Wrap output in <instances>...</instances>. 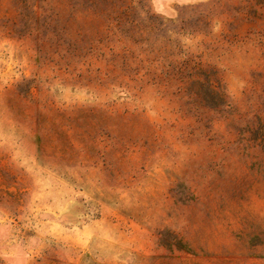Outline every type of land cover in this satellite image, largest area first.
I'll use <instances>...</instances> for the list:
<instances>
[{
    "label": "rangeland",
    "instance_id": "obj_1",
    "mask_svg": "<svg viewBox=\"0 0 264 264\" xmlns=\"http://www.w3.org/2000/svg\"><path fill=\"white\" fill-rule=\"evenodd\" d=\"M263 130L264 0H0V233L33 261L264 264Z\"/></svg>",
    "mask_w": 264,
    "mask_h": 264
},
{
    "label": "crops",
    "instance_id": "obj_2",
    "mask_svg": "<svg viewBox=\"0 0 264 264\" xmlns=\"http://www.w3.org/2000/svg\"><path fill=\"white\" fill-rule=\"evenodd\" d=\"M196 1L198 0H152V4L156 12L172 16L177 4ZM57 239H65L68 245L71 244L65 249L60 246L58 248L61 253L62 250H66L67 257L59 255V257L52 258L51 261H33L24 243L22 244L10 233H0V264H86V233H57ZM80 239L82 244H77L79 246L77 250L81 256L75 258L72 254L74 252L72 245L74 246V243ZM112 250L115 251V248Z\"/></svg>",
    "mask_w": 264,
    "mask_h": 264
},
{
    "label": "trees",
    "instance_id": "obj_3",
    "mask_svg": "<svg viewBox=\"0 0 264 264\" xmlns=\"http://www.w3.org/2000/svg\"><path fill=\"white\" fill-rule=\"evenodd\" d=\"M263 132H264V130H263L262 133H260V135H259V136H261V137L258 136V137L255 139V144L261 146L262 149H264V136L262 135Z\"/></svg>",
    "mask_w": 264,
    "mask_h": 264
}]
</instances>
